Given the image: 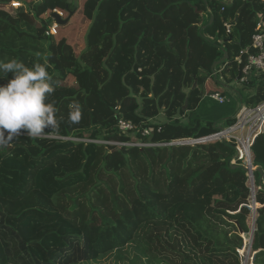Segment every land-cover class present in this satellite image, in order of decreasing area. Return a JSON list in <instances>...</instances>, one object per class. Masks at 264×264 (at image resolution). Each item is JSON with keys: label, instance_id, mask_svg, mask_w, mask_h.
I'll return each instance as SVG.
<instances>
[{"label": "trees", "instance_id": "16d2710c", "mask_svg": "<svg viewBox=\"0 0 264 264\" xmlns=\"http://www.w3.org/2000/svg\"><path fill=\"white\" fill-rule=\"evenodd\" d=\"M15 1L22 7L7 10ZM76 1L0 0V60L41 63L60 82L47 101L59 128L36 139L22 129L0 150V264H242L238 231H248L252 195L247 170L232 164L235 143L127 144L148 142L144 129L157 144L209 137L220 121L233 127L242 106L264 102V76L226 92L225 104L209 87L239 82L235 58L250 48L264 0H85L90 24L80 56L46 34L54 11L71 16ZM0 76V85L13 78ZM73 101L78 123L68 121ZM121 119L137 130L121 133ZM252 151L263 171L262 185L254 172L252 250L264 264V134Z\"/></svg>", "mask_w": 264, "mask_h": 264}, {"label": "clouds", "instance_id": "9594fccd", "mask_svg": "<svg viewBox=\"0 0 264 264\" xmlns=\"http://www.w3.org/2000/svg\"><path fill=\"white\" fill-rule=\"evenodd\" d=\"M0 73L6 76L11 73L13 77L6 85H0V150L10 148L22 129L31 139H36L46 135L45 128L54 131L59 128L56 109L47 101L60 82H53L45 65L35 63L29 68L15 58L0 60ZM80 119L81 106L73 101L69 105L68 121L78 123Z\"/></svg>", "mask_w": 264, "mask_h": 264}, {"label": "built area", "instance_id": "2783aa9c", "mask_svg": "<svg viewBox=\"0 0 264 264\" xmlns=\"http://www.w3.org/2000/svg\"><path fill=\"white\" fill-rule=\"evenodd\" d=\"M9 8H20L22 4L18 1H15L8 5ZM57 12L62 15V11L56 10L54 13ZM63 16V15H62ZM226 30L228 33L231 31V25L225 24ZM60 26L55 22L50 26L49 31L46 33L47 36H56L58 34ZM246 57V62L244 60ZM235 61L242 65V76L238 83L241 85H245L249 83L254 77L264 76V19L258 20L256 33L252 37V42L250 48L241 51L240 54L235 58ZM224 69V68H223ZM222 70L218 73L214 74V77L217 78V75H222ZM223 80V78H222ZM210 98L218 102L219 104H225L231 102V99L224 95V93L217 92L210 95ZM118 128L121 133L124 134H131L137 130L135 124L131 121H125L121 119L118 124ZM161 132V129L158 131ZM264 134V102L259 104L255 108H247L246 106H242L237 114V123L231 128H223L220 130L219 133L214 134L209 137L201 138V139H178L174 140L169 143H153L152 141L143 142V141H136L127 145L137 146L139 148H156V147H174V146H194L200 144V141H204L206 143L215 142V141H228L234 142L236 145L237 156L232 161L233 165H237L238 162L242 163L244 168H248L250 171L248 172L249 179L252 180V184L254 182L255 185V178L254 172L256 171V167L253 166V151L252 147L256 141V139ZM143 137L152 138L153 132L150 129L142 130ZM73 141H80L76 139H71ZM87 141V140H82ZM256 187V185H255ZM256 192V190H255ZM252 199V206H249L251 209L257 207L256 204L255 208L253 207V198ZM255 202H256V195H255Z\"/></svg>", "mask_w": 264, "mask_h": 264}, {"label": "rangeland", "instance_id": "374dc122", "mask_svg": "<svg viewBox=\"0 0 264 264\" xmlns=\"http://www.w3.org/2000/svg\"><path fill=\"white\" fill-rule=\"evenodd\" d=\"M23 1L30 3V2H34L37 0H23ZM81 1H82V3H81ZM81 1L79 0V10L74 15V17H72L70 23L64 27H60L58 35L56 36L57 40H61L63 38L66 39L72 45L77 56H80V54L85 49V36H86L87 30L89 28V23L86 20V18L83 16L82 9H81L82 4L84 3L85 0H81ZM7 10H9V6H7ZM62 15H63V19H67L69 17L68 14H66L64 12H62ZM49 17H50V15L44 16V18H47V19ZM73 83H74V80L70 79V84H73ZM224 85H227V84L225 83ZM209 87L215 88L219 92L224 93V94H226V92H228V91L232 92V94H233L232 96H234V93L236 90L241 89V88L244 89V86L238 82L233 83L231 85L232 88H230V89H226L225 86H218L215 83L209 84ZM227 115H229V114H222L220 116L225 118ZM164 121H165L164 115H162V116H160L154 120L155 123H163ZM217 127L220 130H222L223 128H225V122L220 121ZM215 142H217V141H215ZM215 142H209V143H215ZM202 144H206V143H202ZM247 184L251 188L253 186L252 180L249 179ZM255 190L257 192L258 187H255ZM212 194L216 195V192H214ZM201 197H203V195ZM201 201L202 200H200V202ZM211 201H213V200H211ZM201 203L206 204L205 202H201ZM208 203H210V202H208ZM254 214H255L254 209H251V214L246 219V227H247L248 231L245 232L242 228H240V230L238 231L239 234L241 235V237L243 238V241H244V246L242 249H240V255L243 259L242 264H255V262H256L255 252H253V250H252V241H253V237H254V232L256 230V225L254 224ZM230 221L237 223L236 219H231ZM83 264H114V260L112 258H107V259H103L97 263L91 262V263H83Z\"/></svg>", "mask_w": 264, "mask_h": 264}, {"label": "water", "instance_id": "95a60500", "mask_svg": "<svg viewBox=\"0 0 264 264\" xmlns=\"http://www.w3.org/2000/svg\"><path fill=\"white\" fill-rule=\"evenodd\" d=\"M75 5H76V8L79 9V1H76V2H75ZM76 12H77V10H76ZM76 12H75V13H76ZM75 13H72L71 16H69L67 19H63V16H62L61 14L55 12V13L52 14V18L55 20V22H56L59 26H66V25H68V24L70 23L72 17H74V15H75ZM228 58H229V57H228V54L225 53L224 58H223L221 61L217 62V63L214 65L213 68H215L216 66L223 65L224 63H226V61L228 60ZM149 140L152 141V138H150ZM200 143L202 144V143H206V142H204V141H200ZM246 170L250 171L251 169L249 170L248 168H246ZM256 171H258V172L261 174V179H260V181H259V185H262V183H263V179H262V177H263V171H262L261 168H257ZM250 190H251V195H252V198H253V207L255 208V206H256L257 203L255 202V195H256V192H255V185H254V182H253V186L250 188ZM256 209H257V207L255 208V214H254V224H255V225H256V218H257V216H256ZM253 238H254V237H253ZM252 243H253V241H252Z\"/></svg>", "mask_w": 264, "mask_h": 264}, {"label": "crops", "instance_id": "0c3cea01", "mask_svg": "<svg viewBox=\"0 0 264 264\" xmlns=\"http://www.w3.org/2000/svg\"><path fill=\"white\" fill-rule=\"evenodd\" d=\"M80 1H81V0H80ZM81 3H82V1H81ZM83 4H84V3H83ZM83 4H82V8H83ZM82 8H81V9H82ZM86 20H87V19H86ZM87 21H88V20H87ZM88 23L90 24V22H89V21H88ZM258 207H259V206H258Z\"/></svg>", "mask_w": 264, "mask_h": 264}]
</instances>
